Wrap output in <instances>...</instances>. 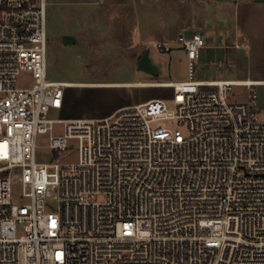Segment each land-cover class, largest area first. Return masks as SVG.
I'll return each mask as SVG.
<instances>
[{"label":"built area","instance_id":"built-area-1","mask_svg":"<svg viewBox=\"0 0 264 264\" xmlns=\"http://www.w3.org/2000/svg\"><path fill=\"white\" fill-rule=\"evenodd\" d=\"M48 4L0 0V264H264L259 83L194 79L207 41L178 35L154 43L188 58L174 109L50 117L68 86L48 79Z\"/></svg>","mask_w":264,"mask_h":264},{"label":"rangeland","instance_id":"rangeland-1","mask_svg":"<svg viewBox=\"0 0 264 264\" xmlns=\"http://www.w3.org/2000/svg\"><path fill=\"white\" fill-rule=\"evenodd\" d=\"M215 1L49 0L48 79L80 84L65 88L63 107L51 110L50 117L103 118L121 107L152 98H164L168 107L174 109L173 89L169 86L87 84L188 80L187 55L177 46L162 54L154 45L160 40L157 31L172 30L170 40L175 41L181 32H193V29L184 28L200 27L208 17L213 29L202 35L212 47L204 50L196 61L194 79L264 81V30L253 29L250 34L232 37L234 21L230 8L233 5ZM218 6L224 12L221 18L214 14ZM212 17L221 19L224 29L214 30L216 25L212 23ZM63 34L74 35L77 42L64 45ZM146 49H149L150 58L159 69L158 74L138 69V60ZM18 81L20 85H28L32 77L29 73H22ZM253 88L264 121V83ZM249 95L246 86H234L230 93V97L238 101L247 100ZM52 158L53 154L45 148L37 152L38 162Z\"/></svg>","mask_w":264,"mask_h":264},{"label":"crops","instance_id":"crops-1","mask_svg":"<svg viewBox=\"0 0 264 264\" xmlns=\"http://www.w3.org/2000/svg\"><path fill=\"white\" fill-rule=\"evenodd\" d=\"M216 3H224L227 2L233 5V8H230V15L232 16V19L234 21V27H231V33L232 37L234 36H240L245 34H248L250 30H264V0H216ZM231 6V5H230ZM219 9H215V13L217 16L219 15V18H221L222 14L224 13L220 6H218ZM217 10V11H216ZM223 17V16H222ZM212 17L211 21L216 27V31H221L220 29H224V26L221 25V19ZM209 17L208 21L205 22V24H202L200 27H186L185 29H193L191 33L186 34L185 32H181L179 35H192L194 33L199 34H205V31L209 29H213L212 25L209 23ZM218 27V29H217ZM202 30L201 32L198 30ZM157 34L160 36L159 41L163 40H170L172 38V30L170 29H161L157 31ZM250 34V33H249ZM207 41V40H206ZM208 46L204 50L211 49L210 42L207 41ZM203 50V52H204ZM186 54V53H185ZM223 80H236V79H223ZM142 82V81H139ZM139 82H124V83H139Z\"/></svg>","mask_w":264,"mask_h":264},{"label":"water","instance_id":"water-1","mask_svg":"<svg viewBox=\"0 0 264 264\" xmlns=\"http://www.w3.org/2000/svg\"><path fill=\"white\" fill-rule=\"evenodd\" d=\"M62 41L64 45H71L77 42V38L71 34H63ZM137 66L138 69L151 74H158L159 72L157 65H155L150 58L149 49H146L144 53L140 56Z\"/></svg>","mask_w":264,"mask_h":264},{"label":"bare ground","instance_id":"bare-ground-1","mask_svg":"<svg viewBox=\"0 0 264 264\" xmlns=\"http://www.w3.org/2000/svg\"><path fill=\"white\" fill-rule=\"evenodd\" d=\"M248 83H259V84H263L264 81L262 80H249L247 81ZM238 84H242V81L239 80ZM80 84H76V83H68L67 82V86L69 87H73V86H77ZM104 85H112V86H118V85H139V86H170L171 84L169 82H162V83H143V82H139V83H112V84H87V86H104Z\"/></svg>","mask_w":264,"mask_h":264}]
</instances>
